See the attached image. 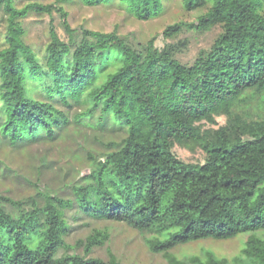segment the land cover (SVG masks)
<instances>
[{
	"label": "trees",
	"instance_id": "16d2710c",
	"mask_svg": "<svg viewBox=\"0 0 264 264\" xmlns=\"http://www.w3.org/2000/svg\"><path fill=\"white\" fill-rule=\"evenodd\" d=\"M117 1L139 20L164 8V0ZM183 7L204 12L167 26L166 37L221 29L191 65L175 58L174 47L158 49L153 38L134 48L115 31L71 29L62 7L55 10L67 40L51 29L40 58L22 40L20 20L29 11L50 14L54 6L17 8L0 0L7 16L0 142L12 149L54 142L73 122L104 134L89 137L100 152L83 145L88 174L63 181L70 197L48 187L27 200L0 194V264H126L111 253L107 260L89 256L108 240L106 230L76 242L83 255L73 252L64 240L65 213L73 208L149 233L148 249L166 264H230L209 250L185 259L172 251L240 234H248L245 259L264 264V240L255 234L264 230V0H183ZM116 133L119 140L108 136ZM175 145L201 149L204 162L182 161Z\"/></svg>",
	"mask_w": 264,
	"mask_h": 264
},
{
	"label": "rangeland",
	"instance_id": "374dc122",
	"mask_svg": "<svg viewBox=\"0 0 264 264\" xmlns=\"http://www.w3.org/2000/svg\"><path fill=\"white\" fill-rule=\"evenodd\" d=\"M38 2L52 5L51 13L29 11L20 20L24 31L22 40L41 58L50 39V30H54L62 40L67 34L62 26V18L55 7H62L67 13V23L71 29L96 30L101 32L115 31L134 48H142L150 39L158 48L174 47V56L182 64L191 65L199 53L210 49L221 32L220 27H212L206 31L183 30L169 38L163 35L164 29L172 24L193 22L204 10L187 11L183 0H164L160 15L147 20H139L130 15L117 0L106 5L88 6L82 0H13L15 7ZM7 16L0 8V49L4 46V35L7 27ZM75 112L72 115L74 118ZM218 123L224 124L225 118L219 117ZM104 137V134L89 131L82 125L71 123L62 138L54 142H41L22 149H12L0 142V194L14 200L35 197L38 190L48 187L63 197H70L68 184L74 179L88 174V161L84 155L83 145L93 147L100 152L101 147L90 144L89 137ZM110 138L119 140L121 133L109 134ZM1 137V136H0ZM85 138L89 141L85 142ZM94 152V153H95ZM173 152L177 158L187 163H203L204 152L197 148L194 151L175 145ZM96 156V155H95ZM65 177V178H64ZM64 178V180H63ZM81 183V182H79ZM40 188V189H38ZM6 206V209H9ZM67 234L65 242L74 247L75 253L83 255L76 242L84 240L95 230H106L109 238L100 247L93 249L89 256L108 259L109 253L126 264H166L160 254L152 253L146 240L149 233H140L135 228L119 222H107L77 213L73 208L66 211ZM264 240V230L255 232ZM248 234H240L226 240L204 239L176 247L172 253L185 259L190 256H202L204 251H211L217 258H225L230 264H250L242 254L244 242ZM236 258V260H235Z\"/></svg>",
	"mask_w": 264,
	"mask_h": 264
}]
</instances>
